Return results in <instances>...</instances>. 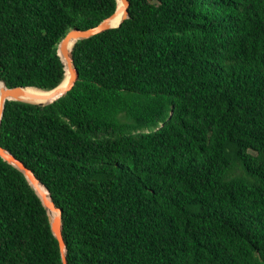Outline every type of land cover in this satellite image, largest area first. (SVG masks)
I'll return each instance as SVG.
<instances>
[{
  "label": "trees",
  "instance_id": "16d2710c",
  "mask_svg": "<svg viewBox=\"0 0 264 264\" xmlns=\"http://www.w3.org/2000/svg\"><path fill=\"white\" fill-rule=\"evenodd\" d=\"M129 3L74 44L62 97L5 102L0 147L61 210L67 264H264V0ZM116 6L0 0V81L55 88L63 37ZM0 264H62L39 196L1 158Z\"/></svg>",
  "mask_w": 264,
  "mask_h": 264
},
{
  "label": "water",
  "instance_id": "95a60500",
  "mask_svg": "<svg viewBox=\"0 0 264 264\" xmlns=\"http://www.w3.org/2000/svg\"><path fill=\"white\" fill-rule=\"evenodd\" d=\"M116 3L117 6L115 11L96 26L86 30L72 29L63 37L62 41L58 45V55L64 67V78H65V71L67 70L69 73L68 80L65 84H63L64 83V78H63V80L58 86L48 91L49 92L48 95L42 96L40 98L42 99V102L29 103L22 99L21 96H23L24 90L29 89L31 87L8 88L5 86V84L2 81H0V83L3 85V88H1L0 90V122H1L2 112L4 109V104L6 101H17V102H24V103L44 106L59 99L71 88V86L74 84L77 78V72L74 67L73 60L71 58V51L74 44L78 40L87 39L104 31H107L109 29L117 28L124 20H126L129 17V10H128L130 5L129 0H116ZM72 43L73 45L70 47ZM35 90H39V89H35ZM35 97L37 96H34V98ZM0 158L3 161L10 164L11 166L18 169L20 172H22L29 181V183L31 184V186L33 187V189L35 190L36 194L39 196L44 208L46 209L51 231L58 241L60 253L62 256V264H67V260L65 257L66 246L63 240L62 230H61V210L58 207H56V205L52 201L48 190L39 182V180L35 177L33 172L28 168H26L25 165L20 160L15 158L9 151L1 147H0ZM40 186L44 188V190L46 191L45 193L42 192V190H40ZM53 213H56V215L52 216Z\"/></svg>",
  "mask_w": 264,
  "mask_h": 264
},
{
  "label": "bare ground",
  "instance_id": "6f19581e",
  "mask_svg": "<svg viewBox=\"0 0 264 264\" xmlns=\"http://www.w3.org/2000/svg\"><path fill=\"white\" fill-rule=\"evenodd\" d=\"M73 45V43L70 45V47ZM68 76H69V73L68 71L66 70L65 71V78H64V83L65 84L68 80ZM1 88H3V85L0 83V90ZM49 92L48 91H37V90H33L32 88H29V89H25L24 90V94L22 97L23 100L29 102V103H39V102H42V99H40L42 96H46L48 95ZM34 96H37L34 98ZM40 190H42V192H46L44 190V188L42 186H40ZM56 213H53L52 216H55Z\"/></svg>",
  "mask_w": 264,
  "mask_h": 264
}]
</instances>
